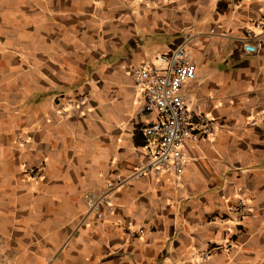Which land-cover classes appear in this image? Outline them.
<instances>
[{"label": "crops", "instance_id": "obj_1", "mask_svg": "<svg viewBox=\"0 0 264 264\" xmlns=\"http://www.w3.org/2000/svg\"><path fill=\"white\" fill-rule=\"evenodd\" d=\"M186 36L185 104L221 123L181 175L130 179L154 118L132 70ZM0 264H264V0H0Z\"/></svg>", "mask_w": 264, "mask_h": 264}, {"label": "built area", "instance_id": "obj_2", "mask_svg": "<svg viewBox=\"0 0 264 264\" xmlns=\"http://www.w3.org/2000/svg\"><path fill=\"white\" fill-rule=\"evenodd\" d=\"M147 5L173 2L177 0H142ZM237 4L239 5L240 2ZM191 39L184 37L168 53L158 54L154 62H141L132 70L134 88L142 102V113H153L154 118L143 127L145 137L143 150L145 160L140 167L133 170L130 179H139L148 175H160L163 171L181 175L187 165L185 153L186 140L198 142L213 135L220 121L205 114L194 116L185 104L181 89L195 76V67L191 60ZM243 52L255 53L256 44L246 41ZM74 107L84 103L80 97L71 101ZM19 142L22 143V140ZM43 165L27 169L31 179L40 176ZM126 177L115 176L99 190L89 188L84 195L87 214H94L103 219L104 208L112 211L111 197L113 190L126 181ZM229 212L241 219L248 214L249 208L242 199H236L229 206ZM130 232V231H129Z\"/></svg>", "mask_w": 264, "mask_h": 264}]
</instances>
